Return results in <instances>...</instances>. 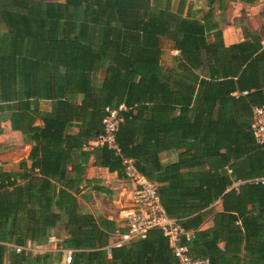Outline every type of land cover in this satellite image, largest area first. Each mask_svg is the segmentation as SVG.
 <instances>
[{
    "label": "trees",
    "instance_id": "trees-1",
    "mask_svg": "<svg viewBox=\"0 0 264 264\" xmlns=\"http://www.w3.org/2000/svg\"><path fill=\"white\" fill-rule=\"evenodd\" d=\"M216 1L224 11L233 0H207L205 12L188 0H0V123L30 145L17 170L0 166V264L60 260L31 249L56 226L71 264H177L158 229L108 245L107 222L77 201L91 156L124 176L122 157L132 159L192 232L193 257L264 264V145L250 128L264 104V26L243 25V40L225 45ZM160 37L179 52L172 67L160 63ZM120 105L119 154L89 148L105 107ZM167 150L177 160L163 165ZM214 199L215 227L199 230Z\"/></svg>",
    "mask_w": 264,
    "mask_h": 264
},
{
    "label": "crops",
    "instance_id": "crops-1",
    "mask_svg": "<svg viewBox=\"0 0 264 264\" xmlns=\"http://www.w3.org/2000/svg\"><path fill=\"white\" fill-rule=\"evenodd\" d=\"M193 8H202L203 12L208 9L207 0H188ZM238 4L237 1H225L224 11L217 9V1L212 7L214 13L220 19L219 28L222 32L223 43L230 45L243 40L242 29L236 25ZM240 6V7H241ZM223 12V13H221ZM252 30L249 26H247ZM256 31V30H255ZM159 46L161 50L160 63L165 67L175 65V58L178 50L173 47L172 41L160 37ZM167 61L163 62L164 56ZM105 74L104 70L99 73L101 79ZM19 143V144H18ZM0 166L8 171L18 169L20 160H25L30 145L25 143L23 136L19 131L12 130L9 121L0 123ZM89 148L97 146L96 139L89 141ZM18 145V146H17ZM21 148V154L19 146ZM161 164L165 165L177 160V153L174 150L162 151L158 155ZM29 163V161H28ZM83 181L80 184V192L77 196L79 206L91 213L96 218H103L107 222L109 233L108 245H120L116 243L118 237L114 234L115 230L124 232L127 230L125 225V215L131 209V197L135 188V182L127 179L124 175L115 171H110L108 167L95 163V158L91 156L85 166ZM222 211L220 199H214L207 203L206 207L199 212L203 215V221L199 225V230H210L215 227L214 214ZM194 212L193 214L199 213ZM65 228L56 226L52 234L48 237L46 244L36 245L37 252H50L53 258H60L54 261V264H65L63 250L67 247L62 244L65 237ZM124 243V242H123ZM122 244V243H121ZM225 242L219 240L217 246L223 250ZM220 261H231L236 258H218ZM242 264V263H241Z\"/></svg>",
    "mask_w": 264,
    "mask_h": 264
},
{
    "label": "built area",
    "instance_id": "built-area-1",
    "mask_svg": "<svg viewBox=\"0 0 264 264\" xmlns=\"http://www.w3.org/2000/svg\"><path fill=\"white\" fill-rule=\"evenodd\" d=\"M122 108L123 105L118 108L105 107V116L102 119L103 131L96 138L98 145H106L116 154H119V147L115 142V134L121 121L119 110ZM250 128L256 143L264 145V104L253 108ZM122 165L125 177L135 182V188L131 197L132 207L125 215L127 230L124 232L115 230L114 234L118 237L116 243L121 244L133 238H144L150 229H158L166 238L177 264H209V258H195L191 255L187 242L191 239L192 232L185 230L175 217L166 212L160 200L157 184L140 174L132 159L122 157ZM256 181L264 182V178ZM35 248L31 249L35 250ZM63 255L64 263L71 264L73 249H64Z\"/></svg>",
    "mask_w": 264,
    "mask_h": 264
},
{
    "label": "rangeland",
    "instance_id": "rangeland-1",
    "mask_svg": "<svg viewBox=\"0 0 264 264\" xmlns=\"http://www.w3.org/2000/svg\"><path fill=\"white\" fill-rule=\"evenodd\" d=\"M238 6L235 26L240 25L241 27L245 25L252 30L260 31V28L264 26V0L256 1L253 4H242V6L238 4ZM163 57V62L167 61V57L165 55ZM21 147L20 145L18 151L20 154L22 152Z\"/></svg>",
    "mask_w": 264,
    "mask_h": 264
}]
</instances>
